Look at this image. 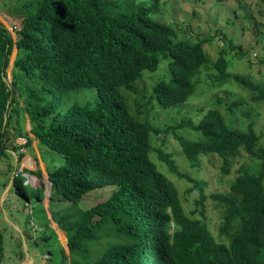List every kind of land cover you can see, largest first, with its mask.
Returning a JSON list of instances; mask_svg holds the SVG:
<instances>
[{
    "label": "trees",
    "instance_id": "obj_1",
    "mask_svg": "<svg viewBox=\"0 0 264 264\" xmlns=\"http://www.w3.org/2000/svg\"><path fill=\"white\" fill-rule=\"evenodd\" d=\"M161 3L19 0L17 37L0 21V160L10 155V127L14 138L32 142L20 126L26 113L35 139L62 156L60 165L49 171V199L54 219L67 232L69 253L59 241L55 242L59 250L51 243L50 261L60 255L59 264H264V131L257 130L254 121L241 130L213 107L198 123L184 119L179 125L200 133L194 139L177 135L192 165H200L202 156L218 155L223 174H229L243 152L254 161L237 169L230 191L212 194L222 216L218 237L206 219L195 217L199 206L205 216L207 182L182 172L173 153L162 147L159 157L151 158L153 137L167 134L171 125L158 126L150 111L184 107L199 88L202 70L216 71L205 77L212 86H227L234 79L247 89V101L264 103V84L233 77L226 50L212 62L204 49L206 38L179 39L176 28L157 18ZM258 31L256 41L263 43V30ZM15 47L10 86L7 68ZM239 48V56L244 57L247 53ZM164 59L170 76L156 79L151 92L144 88L139 97L145 71H157ZM84 88L96 90L95 100L74 102L63 111L67 95ZM229 88L226 91L231 92ZM222 102L217 98L215 103ZM243 103L239 99L227 104L232 121L234 106ZM157 159L199 190L201 198L191 214ZM26 171L29 180L23 173L14 177L16 193L24 202L40 203L47 186L44 175L41 169ZM108 185L114 189L106 200L85 209L78 205L91 191ZM59 203H72L65 216L59 214ZM55 236L52 231L43 241ZM4 243L0 231V264H4Z\"/></svg>",
    "mask_w": 264,
    "mask_h": 264
},
{
    "label": "rangeland",
    "instance_id": "obj_2",
    "mask_svg": "<svg viewBox=\"0 0 264 264\" xmlns=\"http://www.w3.org/2000/svg\"><path fill=\"white\" fill-rule=\"evenodd\" d=\"M18 2L19 0H0V21L12 31L15 38L17 35L14 24L19 26L20 18L19 13L15 11L17 7L15 4ZM161 6L162 9L156 15L157 18L176 28L179 39L196 42L206 38L203 40L204 49L212 62L219 58L221 51L226 50L225 56L230 60L229 71L233 77L248 78L255 83L264 84V0H229L225 4L216 3L215 0H162ZM259 29L263 30L261 33L263 43L256 41V33L259 32ZM239 46H243L242 51L247 53L244 57H240L238 54L241 49ZM16 54L17 48L15 47L7 68L6 80L10 86L14 81L12 69ZM166 62L167 60L164 59L157 71H145V78L141 81L138 91L139 97L144 95V88L148 93L151 92L156 79L170 76L167 66L164 65ZM215 72L212 67L210 70H202L201 76H199L201 79L199 88L184 107L158 108L150 112L153 122L158 126L168 127L171 125V130L167 134L162 133L159 137L157 135L153 137L152 151L154 153L151 154V158L154 160L155 157H159L158 148L162 147L166 152L173 153L172 157L182 172L207 182L204 187L207 196L205 216L200 215L201 207L199 206L195 217L206 219L210 230L218 237L222 216L216 202L212 199V194L230 191V184L237 176V169L243 163L253 164L254 161L250 159L247 152H243V156L235 159L229 174H223L222 160L218 155L202 156L200 165H192L183 153L177 135L186 139H194L200 133L192 131L189 125L183 127L179 125L184 119H191L194 123H198L209 109L216 107L224 114L229 125L245 130L249 121H254L257 130L264 131V103L257 102V107L247 101V89L234 79H231L226 84L227 86H212L209 78L205 79V77L207 75L214 76ZM204 80L207 84L202 83ZM228 86L231 92L226 91ZM126 95L129 108L133 111L130 96ZM95 98V89L84 88L80 91H72L67 95L62 110H67L74 102L86 104L93 102ZM217 98L222 99L223 102L215 103ZM239 99L245 100V103L234 106L235 113L232 121L227 104ZM20 100L25 105L22 97ZM139 100L141 101V98ZM23 117L24 120L21 121L20 126H22L25 135L29 134L33 138L32 142L28 145L27 137L14 138L15 132L10 127L8 140L10 155L0 160V231L5 240L4 264H59L60 255L55 258V261H50L53 256L50 253L49 244L54 243V247L59 250L58 244H55L59 241L69 253L68 235L66 231L64 234L58 231L59 225L53 216L50 197L45 195L40 203L33 200L24 202L23 198L16 193L14 177L23 173L25 176L28 175L29 180L30 174L26 169H41L44 179L47 180L50 169L60 165L62 156L35 139V135L31 132L32 124L29 114L26 113ZM17 124L14 119V126ZM0 130H2L1 122ZM15 147L17 148L15 149ZM20 157L21 159H19ZM35 160H38L39 164H36ZM156 161L176 183L184 207L191 214V211L197 207L196 200L201 198L199 190L195 189V184L187 178H181L172 173L163 160L157 159ZM113 189V185H108L103 189L93 190L90 196H85L83 202L81 201L78 205H82V208L85 209L104 201L106 197L110 196ZM57 206L58 208L62 207L59 210L60 216H65L67 209L72 208V203H59ZM52 231L56 234L54 239L49 242L43 241L44 237ZM97 245L101 248L104 244L100 242ZM95 255L98 254L95 253Z\"/></svg>",
    "mask_w": 264,
    "mask_h": 264
},
{
    "label": "water",
    "instance_id": "obj_3",
    "mask_svg": "<svg viewBox=\"0 0 264 264\" xmlns=\"http://www.w3.org/2000/svg\"><path fill=\"white\" fill-rule=\"evenodd\" d=\"M6 119H7V117L5 118V122H6ZM26 176L28 177V175H26ZM46 183H47V186H46L47 190H45V195H46V197H50L51 196V187H52V182L50 180V177L47 179Z\"/></svg>",
    "mask_w": 264,
    "mask_h": 264
},
{
    "label": "crops",
    "instance_id": "obj_4",
    "mask_svg": "<svg viewBox=\"0 0 264 264\" xmlns=\"http://www.w3.org/2000/svg\"><path fill=\"white\" fill-rule=\"evenodd\" d=\"M35 162H36V164H39L38 160H35ZM41 168H42V166H41ZM45 181H47L46 178H45ZM58 229H61V230H63V232H64V229L59 228V227H58Z\"/></svg>",
    "mask_w": 264,
    "mask_h": 264
}]
</instances>
